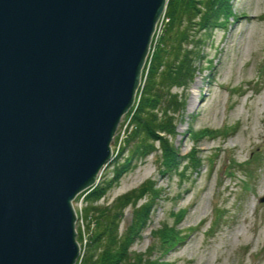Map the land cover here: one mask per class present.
I'll return each mask as SVG.
<instances>
[{
    "label": "water",
    "instance_id": "water-1",
    "mask_svg": "<svg viewBox=\"0 0 264 264\" xmlns=\"http://www.w3.org/2000/svg\"><path fill=\"white\" fill-rule=\"evenodd\" d=\"M166 0H0V264H74ZM264 201V195L259 197Z\"/></svg>",
    "mask_w": 264,
    "mask_h": 264
},
{
    "label": "rangeland",
    "instance_id": "rangeland-1",
    "mask_svg": "<svg viewBox=\"0 0 264 264\" xmlns=\"http://www.w3.org/2000/svg\"><path fill=\"white\" fill-rule=\"evenodd\" d=\"M229 2L235 17L201 38L194 76L182 91L183 109L169 136L180 156L177 171L160 174L149 153L133 160L97 200L106 204L153 180L158 196L128 250L145 256L151 231L164 222L174 225L182 238L162 255L152 251L151 258L163 264H264V201L258 200L264 195V0ZM158 33L153 31L150 42ZM125 117L114 131L119 140ZM187 154L198 158L195 167ZM109 168L104 165L98 176ZM81 205L80 197L72 200L75 212ZM129 217L127 205L118 231Z\"/></svg>",
    "mask_w": 264,
    "mask_h": 264
},
{
    "label": "trees",
    "instance_id": "trees-1",
    "mask_svg": "<svg viewBox=\"0 0 264 264\" xmlns=\"http://www.w3.org/2000/svg\"><path fill=\"white\" fill-rule=\"evenodd\" d=\"M163 16L161 30L156 39L151 40L141 68L133 103L125 112L127 119L121 138L119 140L118 133L112 137V148L117 146L105 164L110 168L98 176L91 187L73 198L80 197L82 201L76 212L79 220L75 227L76 240L80 252L74 264H163L165 262L157 257L151 258L152 251L162 255L182 238L174 225L164 222L151 231L152 241L145 256L128 250L158 196L159 189L149 178L106 204L97 202L136 158L153 152L160 174L177 171L180 156L169 136L175 134V119L183 109L182 91L196 70L194 60L198 57V45L202 37L210 35L211 29L225 27L228 18H234L235 13L229 0H166ZM199 31L201 33L197 34ZM172 87L181 90L172 91ZM199 135V131L193 132L192 138ZM184 157L193 167L198 164V158L192 154ZM182 171L178 174L182 175ZM127 205L130 206L129 220L118 231ZM178 213L181 214L177 212L176 218Z\"/></svg>",
    "mask_w": 264,
    "mask_h": 264
},
{
    "label": "built area",
    "instance_id": "built-area-1",
    "mask_svg": "<svg viewBox=\"0 0 264 264\" xmlns=\"http://www.w3.org/2000/svg\"><path fill=\"white\" fill-rule=\"evenodd\" d=\"M165 18H164V16H163V14H161L160 16H159V18H158V20L156 21V23H155V27H154V33L156 32V30H159L160 31V29H161V24H162V21L164 20Z\"/></svg>",
    "mask_w": 264,
    "mask_h": 264
}]
</instances>
